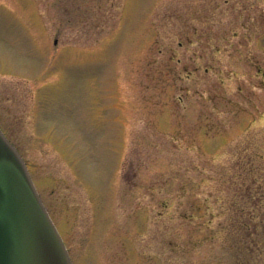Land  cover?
<instances>
[{
	"label": "rangeland",
	"instance_id": "rangeland-1",
	"mask_svg": "<svg viewBox=\"0 0 264 264\" xmlns=\"http://www.w3.org/2000/svg\"><path fill=\"white\" fill-rule=\"evenodd\" d=\"M0 125L74 264H264V0H0Z\"/></svg>",
	"mask_w": 264,
	"mask_h": 264
},
{
	"label": "water",
	"instance_id": "water-1",
	"mask_svg": "<svg viewBox=\"0 0 264 264\" xmlns=\"http://www.w3.org/2000/svg\"><path fill=\"white\" fill-rule=\"evenodd\" d=\"M0 264H74L26 160L1 126Z\"/></svg>",
	"mask_w": 264,
	"mask_h": 264
}]
</instances>
